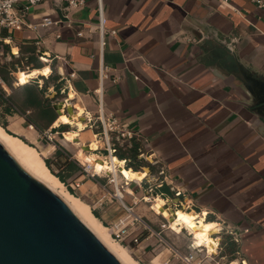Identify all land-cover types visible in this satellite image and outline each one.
Here are the masks:
<instances>
[{"label": "crops", "instance_id": "obj_1", "mask_svg": "<svg viewBox=\"0 0 264 264\" xmlns=\"http://www.w3.org/2000/svg\"><path fill=\"white\" fill-rule=\"evenodd\" d=\"M102 4L106 30L117 32L105 36L103 54L97 0H87L85 7L68 13L48 0L25 12L30 27L0 30V62L9 64L27 56L31 47L47 53L49 62H39L44 65L41 69L47 68L41 72L48 77L49 68L54 69L60 82L67 81L68 99H79L91 110L97 109L96 114L102 104L106 115H114L136 133L134 142L146 158V166L139 171L143 178L163 174L161 178L169 181V187L156 190L160 198L173 199L169 188L174 186L181 200L192 201L191 213L206 224L210 238L218 234L220 225L229 231L238 242L237 254L246 261L236 258L240 264H264V119L252 111L251 97L237 78L200 60L206 36L237 35L235 51L240 61L264 75V8L252 0L224 4L221 0H102ZM65 14L71 27L41 24L44 17L56 20ZM101 66L107 68L103 81ZM6 109L1 107L0 114L25 130L26 116L13 106ZM83 131L75 132L74 142L81 143L78 137ZM45 152L56 163L74 164L59 144ZM100 152L106 154L103 149ZM57 165L60 174L69 172ZM127 170V174L135 172ZM92 185L102 192L93 181L82 186ZM121 214L110 218V223ZM156 245V237H150L135 252L150 264L167 259L180 264L172 259L170 249Z\"/></svg>", "mask_w": 264, "mask_h": 264}, {"label": "water", "instance_id": "obj_2", "mask_svg": "<svg viewBox=\"0 0 264 264\" xmlns=\"http://www.w3.org/2000/svg\"><path fill=\"white\" fill-rule=\"evenodd\" d=\"M236 36H206L200 60L237 78L251 97L252 111L264 119V75L240 61ZM63 106H53L58 115ZM0 264L121 263L58 195L25 171L0 144Z\"/></svg>", "mask_w": 264, "mask_h": 264}, {"label": "built area", "instance_id": "obj_3", "mask_svg": "<svg viewBox=\"0 0 264 264\" xmlns=\"http://www.w3.org/2000/svg\"><path fill=\"white\" fill-rule=\"evenodd\" d=\"M48 0H0V30H13L20 31L24 27H30L25 22V12L30 9V7L39 5ZM53 3L60 7L65 12H69L74 9L83 8L87 4V0H52ZM228 0H221L222 4L226 3ZM258 7L264 8V0H252ZM98 9H99V48L100 54H103V51L106 46L105 36L107 33L111 36H115L117 32L115 30H106V18L103 15V4L102 0H97ZM22 5V7H21ZM21 7V8H20ZM42 25L48 28H59V27H71L72 23L69 19L68 14H65L63 19H52L51 17H44L42 20ZM79 35L82 36V33L79 32ZM39 59L43 63H48L50 56L47 53L41 52ZM107 68L101 66L100 69V78L103 81L106 74ZM73 76V75H72ZM41 88L42 86L39 85ZM65 92V91H64ZM99 97L102 95L97 91ZM98 122L92 124L90 128L94 131L97 130L94 134V137L98 138V142L101 143L100 148L96 151H101L102 149L106 151L104 158L106 162L112 164L111 159L116 157L117 151L120 147L131 148L136 137V133L132 130L124 127L120 120L114 115H106L103 112L102 104L98 113ZM91 122V119H89ZM33 127V126H31ZM58 126L57 128H59ZM95 151V152H96ZM140 155L139 157L146 160L145 155L143 154L142 149L139 148ZM123 167H127V160H122ZM129 170H132L131 168ZM81 174L83 177L89 181H93L101 190V202L105 201H117L118 205L124 211V215L120 217L116 222L112 223L109 227L111 229L112 237L120 242L122 245L129 246L133 248L134 251L140 247L144 239L150 237H156L157 245L163 246L170 249L172 254V259L179 261L180 264H222L221 260L225 259L224 257L216 259L221 251V241L222 239L218 236L220 235L219 230L218 234L213 235L212 237L217 240L216 252L210 253L208 248L199 247L195 245L193 241L189 246H187L189 252L181 253L180 250L170 245L161 235V232L155 231L143 218L142 215L135 212L134 208L138 205L139 202L151 203L156 201L160 196L156 194V190L160 187H169L166 179L161 178L163 174H158L156 177L148 178V176L141 181H130L124 177L120 171H106L97 170L94 166L82 165ZM123 176V177H122ZM82 181L77 178H72L67 185L68 190H80L82 187ZM133 183H137V190L141 191L142 196L140 199L136 197V189L132 187ZM109 187L112 188V191L108 190ZM143 187H146L143 189ZM128 189L131 192H128ZM171 193H173V199H163L167 205H170L174 209H183L184 211H191L193 203L191 200H181V193L176 192L173 188H169ZM129 197L130 200L126 198ZM164 194H161L163 197ZM179 199L178 204H174L173 200ZM160 217L161 215H155ZM167 223H162V230H172L171 223L166 218ZM175 232V231H174ZM189 235L191 233L189 232ZM242 262H245L243 260ZM171 260L167 259L162 264H170Z\"/></svg>", "mask_w": 264, "mask_h": 264}, {"label": "rangeland", "instance_id": "obj_4", "mask_svg": "<svg viewBox=\"0 0 264 264\" xmlns=\"http://www.w3.org/2000/svg\"><path fill=\"white\" fill-rule=\"evenodd\" d=\"M13 62V60H10ZM9 62V63H11ZM7 65L6 62L1 63L0 62V71L2 70L3 66ZM25 68V67H23ZM28 71V68L25 69ZM12 72V70H10ZM53 76H56V71L53 69ZM25 71L19 70L16 73H10L9 77L12 80L13 86L17 88H21L22 86L16 85V83H20V78H22L24 81L25 80H31L32 77L35 75L41 74V71H35L33 74L29 75V72L23 73ZM18 74V75H17ZM51 74V73H50ZM42 83H40L41 85ZM0 85L5 91L6 95L8 93H12L11 89L1 80L0 78ZM54 85H60L59 91L54 88ZM48 90L46 92V96L50 100V104L52 106L58 105V104H63V109L61 110V114L58 115V122L63 123V125H68L67 127L64 128H52V129H47L44 132L38 131L35 127H31L32 125H29L28 122L24 123L25 130L23 128L18 127L15 124H10L8 122V118H5V116H2L0 114V122L5 125V129L11 134L14 135L18 138H20L22 141H24L26 144L33 146L36 148L39 153L41 158L44 160H49L50 161V169L53 174H59L60 172L58 171V165L59 163L54 162L53 156H50L45 152L47 148H57V144L61 145L63 149L68 151L70 155L72 156V161L75 165L74 171L72 172L74 176L77 175V179L82 177L83 175L81 174V166L83 165L80 161L87 163L89 162L88 154H96L100 158H103L105 156V153H99L96 151L97 149L100 148L101 143H99L97 140L98 138L94 137V134L97 130H92L90 126L95 123L97 120L98 114H96L97 109L91 110L88 108L85 103H82L79 101V99H76L74 101H71L69 98V92L66 87H69V83L67 81L61 82V84L56 83V77L54 79H51L48 84ZM41 89L40 87H38ZM65 91V92H64ZM24 92H20L17 94V97L22 100L24 98ZM78 101V102H75ZM73 102L76 103V105H80L81 107L85 109H78V106H74ZM56 113V111H55ZM29 114V113H28ZM57 114V113H56ZM34 116L41 124L45 125L46 121L44 120L43 117L37 116V114H30ZM83 120V124H78L76 128H72L70 123L74 120ZM89 119H91V122H89ZM19 121H21L19 119ZM69 123V124H68ZM86 127V128H85ZM55 129V130H54ZM79 129H85L81 134V137H78V139L81 140L80 144H84L81 146L78 141L74 142L75 137V132ZM70 130H74L72 132H69ZM56 131V132H54ZM65 133V134H64ZM88 135V137L86 136ZM71 137V138H70ZM75 137V138H74ZM69 138V139H68ZM95 140V141H93ZM93 141V142H91ZM97 142H98V147H97ZM75 143V144H74ZM78 143V144H77ZM86 143V144H85ZM102 146V145H101ZM96 149L95 151H92L88 153L89 151ZM9 153V152H8ZM10 154V153H9ZM11 155V154H10ZM12 156V155H11ZM13 157V156H12ZM14 158V157H13ZM15 159V158H14ZM114 159V160H113ZM80 160V161H79ZM112 163L117 166V171H120L121 174L126 177L128 180L132 181L130 178L132 177L134 180H140L143 177V174L140 172H132L130 171L129 174L126 173L125 167H123V162L117 161L115 157L112 158ZM94 163L93 161H91ZM46 163V162H45ZM122 163V164H120ZM94 165H96L94 163ZM119 165V167H118ZM146 166V165H145ZM96 169L99 170H104L103 167H100L96 165ZM129 170V169H128ZM127 170V171H128ZM144 171V170H143ZM69 172H65L66 176V183H64V186L67 188L68 182L71 180L70 178L74 176H69ZM131 175V177H130ZM144 179V178H143ZM142 179V180H143ZM80 181H82V185L89 180L86 178H81ZM141 181V180H140ZM136 188L135 183H134V189ZM146 187H143V189ZM68 189V188H67ZM137 189V188H136ZM110 191H112V188L109 187ZM74 191L75 196L81 198L85 202H87L90 206L91 209L96 211L99 215L100 218H98L104 226L108 228L109 233L111 234V229L109 228L111 226L110 223V218H113L116 216L118 213H124L120 209V206L118 205L117 201L112 200V201H105L101 202V191L98 190L92 185L91 188L87 187H81V190H72ZM128 191L131 192L130 189ZM171 196V195H169ZM136 197L138 199L141 198V191L138 190V193L136 194ZM126 198L129 200V197L126 196ZM162 199V198H161ZM163 200V199H162ZM160 203H156L155 201H152L151 203H145L144 201L139 202L137 206H135L134 210L136 213L140 214L143 216L144 220L157 232H161L162 237L173 247L177 248L183 253H188L189 250L187 246H189L193 241H195L196 246L200 247H206L210 251V253L216 252V245H217V240L214 243V245L211 243L210 240L207 241V239H210V236L208 235V230L207 226L205 223L200 222L199 216L195 213H191V211H184L179 217L174 218L171 214L167 212H163V209L160 208ZM92 211V212H93ZM182 211V210H181ZM94 214V213H93ZM121 214V215H122ZM105 215V217H103ZM120 215V216H121ZM148 215L149 217H147ZM155 215H161L160 217H156ZM166 218L170 221L172 230H162V223H167ZM200 222V223H199ZM219 228L221 229L220 238L222 239L225 236H230V233L227 229L224 228V226L220 225ZM189 232L191 235H189ZM120 243V242H119ZM121 244V243H120ZM125 246V245H123ZM129 248L133 258L140 262L141 264H150V261L143 259L140 257L139 254H137L133 248H130L129 246H125ZM222 250V248H221ZM226 254H228V251L224 248L223 249ZM221 256L216 257L217 260H219ZM225 259L221 260L222 264H240V260L243 261V255L240 253L236 255H229L228 257H224ZM235 258H239L236 260H232ZM242 264V263H241Z\"/></svg>", "mask_w": 264, "mask_h": 264}, {"label": "trees", "instance_id": "obj_5", "mask_svg": "<svg viewBox=\"0 0 264 264\" xmlns=\"http://www.w3.org/2000/svg\"><path fill=\"white\" fill-rule=\"evenodd\" d=\"M28 52H29V55L14 59L13 62H11L7 65H4L2 70L0 71L1 80L13 92L11 95L7 96L5 91L3 90V88L0 85V108L5 107L6 112H8V109H6L7 106L10 105V106L15 107L23 115L26 116V119L30 123V125L35 127L38 131L44 132V130L50 128V126H52L58 118V114L55 113L54 107L50 104V100L48 99V97H46V92L48 90L47 84L51 79H54V77H56V83L57 84H61V82H60V77L57 74H56V76H53L54 71H53V69L51 70L49 68V70L52 72L48 77H45V75L43 73H41V74L35 75L33 79H31L30 81H27V82L24 81L22 78H20V83L24 86H22L21 88L14 87L12 80L9 77L10 73H13V72L16 73L19 70L26 71L25 69H27L28 67H29L28 70H31V71H29L30 74H33L35 71H45L47 69V68L41 69L42 67H44V65L39 64V62H42L39 59V56H40L39 51L37 53V51L33 47H31L28 50ZM23 67H25V68H23ZM10 70H12V72ZM42 80H43V82L41 84L42 87H41V89H39L38 87L40 85V81H42ZM54 88H56V90L59 91L60 85H54ZM22 91L24 92L25 95H24V98L22 100H20L17 97V94H19L20 92L22 93ZM28 111H30L29 114H28ZM30 114H37V116L43 117L44 120L46 121V124L45 125L41 124L36 118H34V116H32ZM0 125L4 129L6 128L5 125L2 124L1 122H0ZM67 126L68 125H60L59 128H64ZM54 132H56V131H54ZM139 148L140 147H139L138 142H134L131 148L120 147L117 151V155L115 158L117 161H121V162H122V160H127L128 164H127L126 168L127 169L131 168L133 171L139 172V171H141V168L145 167V165H146L144 160L139 157V155H140ZM61 153H62L61 149H58L56 152V154L59 157H61ZM45 162H46V165L48 166V168L50 169V161L45 160ZM59 164H60V166H64V168H67L70 173H72L74 171V168H75L74 164L73 165H71L69 163H64V165L62 163H59ZM120 164H122V163H120ZM54 175H56V174H54ZM56 176L63 182V184L66 183V176L65 175H62L59 173ZM71 193L73 195H75L74 191H71ZM82 201L85 202L84 200H82ZM85 203L88 204L87 202H85ZM93 213L97 218H100V215L95 210L93 211ZM206 220L209 221L208 219H206ZM209 222H211V221H209ZM221 248H222V250L220 251V253L218 255L219 257L220 256L221 257H225V256L228 257L229 255H236L237 251H238V242L231 235L225 236L222 238ZM224 248L228 251V254L223 252ZM235 259H232V260H235Z\"/></svg>", "mask_w": 264, "mask_h": 264}, {"label": "bare ground", "instance_id": "obj_6", "mask_svg": "<svg viewBox=\"0 0 264 264\" xmlns=\"http://www.w3.org/2000/svg\"><path fill=\"white\" fill-rule=\"evenodd\" d=\"M83 123V120L79 119L72 121L70 125L72 128H76L78 124ZM60 125H63V123L58 122L57 127ZM72 131L74 130H70L69 132ZM0 144L15 158L17 163L25 171H27L31 176L43 183L47 188H49L52 192L58 195L74 212V214L84 223V225L98 238V240L118 259L121 264H141L133 258L129 248L123 246L112 237V235L108 231V228L104 226L102 222L93 214L91 206L83 202L80 198L73 195L64 186L63 182L51 172V170L41 158L40 153L36 148L26 144L20 138L11 135L1 125ZM95 150L96 149H93L88 153ZM87 159L89 160V162L87 161V163H84L80 160L79 161L84 165H89L92 167L94 166L95 168L96 165H98L100 167H103L106 171H117V166L113 163H107L104 157L100 158L96 154H88ZM91 161H93L96 165H94V163H92ZM111 162H113L112 159ZM155 202L161 204L160 208L163 209V212L171 214L174 218L179 217L184 212L183 209L176 210L171 206H167V203L161 198H158ZM208 240H210L213 245L216 242V239L210 238L207 239V241Z\"/></svg>", "mask_w": 264, "mask_h": 264}]
</instances>
